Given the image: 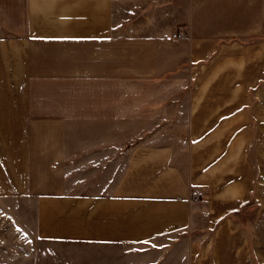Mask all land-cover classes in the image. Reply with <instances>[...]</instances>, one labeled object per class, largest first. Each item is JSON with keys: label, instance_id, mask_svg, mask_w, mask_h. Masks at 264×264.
<instances>
[{"label": "crops", "instance_id": "1", "mask_svg": "<svg viewBox=\"0 0 264 264\" xmlns=\"http://www.w3.org/2000/svg\"><path fill=\"white\" fill-rule=\"evenodd\" d=\"M251 1L0 0V264H264Z\"/></svg>", "mask_w": 264, "mask_h": 264}, {"label": "rangeland", "instance_id": "2", "mask_svg": "<svg viewBox=\"0 0 264 264\" xmlns=\"http://www.w3.org/2000/svg\"><path fill=\"white\" fill-rule=\"evenodd\" d=\"M247 3V1H245V4ZM242 5H243V0H235V9H234V12H229L228 13V21H229V24H234V26L236 27V29L240 28L238 27L239 25L242 24V22L244 21V16L242 15V12H241V8H242ZM261 5H262V1H261ZM264 6V5H263ZM262 6V7H263ZM256 7V15L253 14V12L255 10H253V8ZM262 8H261V16H260V19H261V22H262V19H263V15H262ZM258 19V1H254L252 0L251 1V17L250 19H252V25L254 24L253 23V19ZM235 215H237V213H235ZM251 240L254 241V236L251 235ZM240 240V239H239ZM238 242V241H236ZM253 250V249H252ZM253 252V251H252ZM220 259H222L223 257H219Z\"/></svg>", "mask_w": 264, "mask_h": 264}, {"label": "built area", "instance_id": "3", "mask_svg": "<svg viewBox=\"0 0 264 264\" xmlns=\"http://www.w3.org/2000/svg\"><path fill=\"white\" fill-rule=\"evenodd\" d=\"M182 37V33H178V34H174L173 35V38H175V39H178V38H181ZM195 200H197V199H195Z\"/></svg>", "mask_w": 264, "mask_h": 264}, {"label": "snow or ice", "instance_id": "4", "mask_svg": "<svg viewBox=\"0 0 264 264\" xmlns=\"http://www.w3.org/2000/svg\"><path fill=\"white\" fill-rule=\"evenodd\" d=\"M40 239H44L43 237H40ZM30 243H31V241H30Z\"/></svg>", "mask_w": 264, "mask_h": 264}]
</instances>
